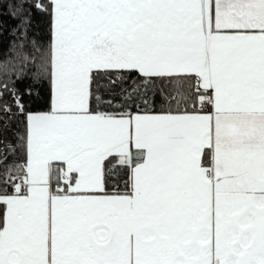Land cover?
I'll use <instances>...</instances> for the list:
<instances>
[{
    "label": "snow or ice",
    "instance_id": "snow-or-ice-1",
    "mask_svg": "<svg viewBox=\"0 0 264 264\" xmlns=\"http://www.w3.org/2000/svg\"><path fill=\"white\" fill-rule=\"evenodd\" d=\"M30 7L50 37L38 84L0 83L26 120L0 121V264H264V0Z\"/></svg>",
    "mask_w": 264,
    "mask_h": 264
},
{
    "label": "trees",
    "instance_id": "trees-1",
    "mask_svg": "<svg viewBox=\"0 0 264 264\" xmlns=\"http://www.w3.org/2000/svg\"><path fill=\"white\" fill-rule=\"evenodd\" d=\"M18 0H0V65H6L9 69L8 74L5 75L0 71V83H8L9 87L15 86L20 90H24L26 85L38 84L40 78L37 75V68L41 61V54L44 52L50 37L51 20L47 12L40 11L35 7H30L37 3H46V0H29V13L31 19V28L29 37L36 41L37 47H19L20 41L18 40L19 33L16 31L18 25V18L12 15L13 6ZM15 33V36H14ZM22 55L29 57V63H25L21 67ZM15 73V75H13ZM23 74L26 79L17 80L16 76ZM45 94L47 93V85H43ZM33 94L39 92L38 88H32ZM25 111L30 112H46L48 107L40 104L37 105L29 101L28 97H24ZM0 103L11 104V98L5 94ZM111 110V109H108ZM15 115L10 117L0 116V121L9 119V132L7 135L12 136V133L23 132L25 127V116L16 112L13 108Z\"/></svg>",
    "mask_w": 264,
    "mask_h": 264
},
{
    "label": "built area",
    "instance_id": "built-area-1",
    "mask_svg": "<svg viewBox=\"0 0 264 264\" xmlns=\"http://www.w3.org/2000/svg\"><path fill=\"white\" fill-rule=\"evenodd\" d=\"M210 110V109H209Z\"/></svg>",
    "mask_w": 264,
    "mask_h": 264
},
{
    "label": "crops",
    "instance_id": "crops-1",
    "mask_svg": "<svg viewBox=\"0 0 264 264\" xmlns=\"http://www.w3.org/2000/svg\"><path fill=\"white\" fill-rule=\"evenodd\" d=\"M210 111V110H209Z\"/></svg>",
    "mask_w": 264,
    "mask_h": 264
}]
</instances>
